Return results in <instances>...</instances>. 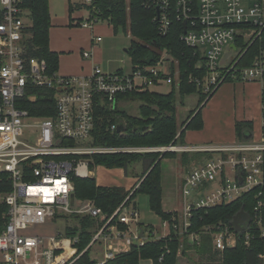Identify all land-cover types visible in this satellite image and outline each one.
<instances>
[{"label":"built area","instance_id":"built-area-1","mask_svg":"<svg viewBox=\"0 0 264 264\" xmlns=\"http://www.w3.org/2000/svg\"><path fill=\"white\" fill-rule=\"evenodd\" d=\"M36 1L0 0V176L7 177L12 186L1 198L7 212L0 214V264H74L79 259L74 248L78 237H45L33 234V229L71 215L105 221L107 216L93 201L76 198L74 178L92 177L93 155L144 151L95 145L97 97L103 96L115 106L118 95L172 86L179 75H172L171 65L177 63L168 54L156 65L129 74H106L100 67L90 76L49 74L46 60L30 56L34 27L31 4ZM143 1L155 10L154 22L162 35H167L175 22L182 23L181 40L201 53L207 69L202 79L191 78V82L208 97L230 79L264 83V53L250 68L237 69L238 61L220 65L226 46L234 49L233 45L237 52V39L242 37L250 45L262 36L264 0ZM100 22L90 15L75 23L93 30ZM94 40L100 43L102 38ZM83 57L89 59L91 53L85 52ZM40 90L54 93L51 116L31 113ZM111 129L116 130V126ZM176 150L201 154L202 159L184 180L183 210L176 211L178 216L172 222H162L165 233L157 238H165L173 230L199 243L200 236L189 233L194 211L232 204L244 194L263 188L264 139L261 143L239 141ZM256 201L243 231L222 224L206 228L209 232L217 229L212 233L214 250L236 248L242 234L249 247L254 231L264 238L263 190ZM119 224L127 229L121 230ZM148 232L140 227L137 208L126 201L95 234L89 248L105 246L104 259L99 261L103 264L134 245L143 246L149 241Z\"/></svg>","mask_w":264,"mask_h":264},{"label":"trees","instance_id":"trees-1","mask_svg":"<svg viewBox=\"0 0 264 264\" xmlns=\"http://www.w3.org/2000/svg\"><path fill=\"white\" fill-rule=\"evenodd\" d=\"M31 8L34 27L30 56L46 60L48 73H57L60 56L50 49L49 0L33 2ZM73 8L70 6L71 12ZM78 8L87 10L95 18L109 22L116 34L119 27H122L127 33L129 21L132 41L126 52L132 61L133 70L156 65L165 54H168L177 63L171 65L172 75L175 77L176 72L179 75L178 79L174 78L172 90L168 94L151 90L121 94L118 95L115 106H111L103 96L97 97L95 145L106 148L184 146L186 130L203 129L200 107L216 91L208 97L200 90L197 83L191 82V78L202 79L206 75L207 69L201 53L187 46L181 40V35L184 32L182 23L175 22L169 33L162 35L154 22L155 10L147 7L143 0H93L91 5L81 4ZM235 46L238 52V57L235 60L238 61L236 68H250L255 60L264 53V32L250 45L241 37L236 40ZM193 94L199 95L198 105L179 126L178 98L184 99ZM38 96L37 102L31 109L32 115L51 116L53 111L50 109L53 108L54 103L53 91L40 90ZM123 103H137L138 113H130ZM113 125L116 126V130L111 129ZM119 126H123L124 131L119 132ZM253 130V122H238L236 124L237 137L242 142L251 140ZM178 157L184 164H191L194 160L202 159L201 154L197 153L169 151L165 153L152 151L93 155L90 166L92 171L96 167L102 166L107 169H123L129 174L132 167L141 164L143 181L140 187L131 193L123 187L98 186L94 177L74 178L76 198L93 201L107 216L105 221H98L101 228L126 201L128 205L133 203L136 207L135 200L138 193L146 194L149 197L151 210L162 221L172 222L178 213L167 212L163 207L162 161ZM11 190V182L7 177L0 176V214L7 212V206L1 201V198ZM260 190L264 191V186L244 194L232 204L194 211L189 233L198 234L200 236L199 243L195 242L193 245L190 243L189 236H181L173 230L169 236L157 238L152 226H147L143 228L149 231V241L143 246L134 245L128 252L116 254L113 259L107 260L103 264H141L142 260H151L153 264H179V253L181 252V256L188 257L189 249H194L203 261H215L220 253L214 250L212 233L217 229L209 232L206 228L222 224L232 226L235 231H243L257 204L256 196ZM63 218H75L79 222V226L68 227L65 233L67 237H78L79 239V242L74 245L79 259L74 264H101L91 258V248H89L98 232L95 231L97 219L84 215H71ZM114 222L117 223L116 217ZM119 227L121 230L127 229L123 224H119ZM240 239L236 248H228L220 254L222 264H264V258H260L264 255V238L254 231L249 247L244 244V234ZM163 256L164 259L160 262ZM188 259L195 262L193 257H188Z\"/></svg>","mask_w":264,"mask_h":264},{"label":"crops","instance_id":"crops-1","mask_svg":"<svg viewBox=\"0 0 264 264\" xmlns=\"http://www.w3.org/2000/svg\"><path fill=\"white\" fill-rule=\"evenodd\" d=\"M80 5L81 4L78 2L72 3L70 1L67 17L62 21L53 18L51 14L50 49L59 54L60 59L58 74L64 77L90 76L93 74L96 67H100L102 69L101 66L104 64V60L97 54V50L98 52L100 51L98 47L103 42V36L99 33H103L106 36L117 35L113 26L109 25L103 26L98 23L93 30L86 28L80 29L79 26H76L75 22L85 21L89 18L88 16H90L88 11L87 17L84 16V12H86V10L79 9L78 7ZM70 6L74 7L72 12L70 11ZM76 33L83 36L81 41L71 40L70 42H67L65 40V37H73ZM97 37L102 38L100 43L95 42L94 38ZM85 52L91 53V57L89 59H85L83 57ZM106 67H108V69H112L111 67L113 66L106 65ZM124 71V68H119L117 70V72ZM159 86H156L155 89L160 88ZM170 87L171 89L164 94L171 92L172 86ZM263 91L264 83L262 82L244 83L241 81L229 80L221 85L213 96L208 101L204 102L200 107L204 124L203 129L186 130L184 147L232 144L239 142L240 140L238 139L236 133V124L238 122H253L254 130L252 138L256 140L261 139V136H263L264 133ZM124 104L125 103H123V106H125ZM139 166L142 167L141 164H139L134 168H138ZM97 168L103 170V174L116 177V173L119 172L121 175V180H109V182H106L107 184L104 185L97 182L98 186L101 187H123L127 191L134 193V190H137L143 181L141 178L142 173L135 174L129 171V174H127L123 169H107L102 166ZM92 177H94V173ZM164 210L167 212L179 211L178 209L168 211L165 207ZM143 221L144 218H140V227L142 229H144L143 227L152 226L156 236H158V233L162 235L165 233L164 229L160 230L153 225L143 223ZM135 229L136 228L134 227L133 230ZM116 242V240L112 241L115 245ZM101 246H103V250L100 251L103 253L104 259L105 246L103 244ZM198 258L200 257L198 256ZM185 259H187V256H185ZM195 262L193 264H195ZM141 264H152V261L142 260Z\"/></svg>","mask_w":264,"mask_h":264},{"label":"rangeland","instance_id":"rangeland-1","mask_svg":"<svg viewBox=\"0 0 264 264\" xmlns=\"http://www.w3.org/2000/svg\"><path fill=\"white\" fill-rule=\"evenodd\" d=\"M75 3L78 2L80 4H87L88 0H49L50 5V12L53 16V18L58 20H64L67 17L68 14V6L69 2ZM129 1V0H127ZM88 12H84V16L87 17ZM89 17V16H88ZM99 25L103 26H112L107 21H102L99 23ZM80 29H84L82 27H79ZM103 36V42L100 44L99 52L97 50V54L104 60V64L101 66V71L106 74H114L116 73L119 68H124V73L129 74L131 70L133 69V65L131 62V59L129 55L127 54L126 50L130 48L132 36L130 31V23L128 21L127 25V33H125L124 29L122 27H119L118 33L116 36H106L103 33H99ZM83 36L80 34H75L73 37L67 36L65 37V40L67 42L73 41H81ZM245 42H248V40L244 39ZM238 57V52H236L234 49H231L230 45L226 46L224 48V51L222 53V56L220 58V65H229L232 62H235V60ZM106 65H111L112 69H108ZM160 88L152 87L151 91H155L158 93L164 94L165 92H168L171 87L170 85H161ZM183 102V104H182ZM199 102V95L193 94L190 96H186L184 99L178 98L177 102V118H178V124L181 126L183 122L186 120L188 114L193 111ZM127 110L132 114L138 113V104L137 103H125L124 104ZM264 139V134L261 136V139L256 140L251 138V142L254 143H261ZM237 143V142H235ZM232 143V144H235ZM219 145V144H216ZM220 145H231V144H220ZM208 146V145H204ZM176 147V148H175ZM199 147V146H194ZM116 148H128V149H143L144 151L139 153H146V152H152V151H158L161 152L164 150V148H142V147H116ZM169 152H178L176 150L177 148H183V149H189L191 147H184L183 145L174 146V149L172 150V146L166 147ZM130 153H138V152H130ZM165 153V152H164ZM181 153V152H180ZM180 155V154H179ZM201 161V159L199 160ZM197 161H193L191 164H184L180 157L173 158V159H165L162 161V184H163V203L166 210H173L178 209L179 211L183 210V201H182V186L183 182L188 175L189 171L192 169V166L196 165ZM142 166V165H141ZM135 167V166H134ZM132 167L130 169L131 173L135 174H141L143 172L142 167ZM94 178L97 180L100 184H107L106 182H109V180H121V175L118 173L117 176H110L107 174H103V170H100V168H95L93 170ZM135 202L137 203V209L141 215L140 218H144L143 223L147 225H153L154 227L163 230L162 226V220L156 214L151 210L150 208V202L149 197L146 194L138 193ZM101 219H97V225L95 228V231L100 230V224L98 221ZM79 226V222L75 218H60L56 221L47 223L45 226L36 227L33 229L32 233L37 235H42L45 237H57V236H64L66 233V229L68 227H74ZM162 236V234L158 233L157 237ZM194 245L195 242H190ZM103 250V246L100 244H96V246L90 251L91 258L97 261H103V253L100 251ZM217 251V250H215ZM189 256L193 257L195 264H222V257L220 254L222 252H219V256L215 261H203L201 258H198L197 253L194 249H189L188 251ZM179 264H193L194 262L189 260L188 257L185 259V257L181 256V252L179 253ZM153 264V262H152Z\"/></svg>","mask_w":264,"mask_h":264},{"label":"water","instance_id":"water-1","mask_svg":"<svg viewBox=\"0 0 264 264\" xmlns=\"http://www.w3.org/2000/svg\"><path fill=\"white\" fill-rule=\"evenodd\" d=\"M184 26H185V28H186V23L184 24ZM232 47L235 49V47L232 45ZM118 131L119 132H121V131H124V127L123 126H119L118 127ZM251 137H252V135H251ZM169 150L167 149V148H164V150L163 151H161V152H168ZM73 199H74V197H73Z\"/></svg>","mask_w":264,"mask_h":264}]
</instances>
